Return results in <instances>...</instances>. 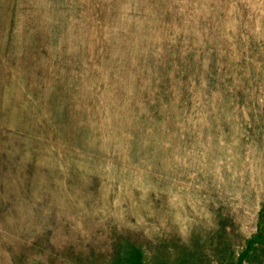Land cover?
<instances>
[{
  "label": "rangeland",
  "instance_id": "rangeland-1",
  "mask_svg": "<svg viewBox=\"0 0 264 264\" xmlns=\"http://www.w3.org/2000/svg\"><path fill=\"white\" fill-rule=\"evenodd\" d=\"M0 264H264V0H0Z\"/></svg>",
  "mask_w": 264,
  "mask_h": 264
}]
</instances>
